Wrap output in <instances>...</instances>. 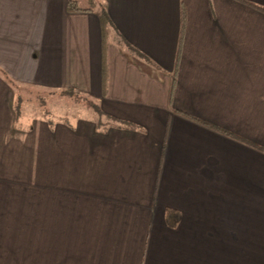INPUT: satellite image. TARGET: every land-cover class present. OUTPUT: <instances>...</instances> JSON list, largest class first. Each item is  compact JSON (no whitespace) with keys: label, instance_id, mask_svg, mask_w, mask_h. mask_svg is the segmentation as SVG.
Masks as SVG:
<instances>
[{"label":"crops","instance_id":"obj_1","mask_svg":"<svg viewBox=\"0 0 264 264\" xmlns=\"http://www.w3.org/2000/svg\"><path fill=\"white\" fill-rule=\"evenodd\" d=\"M69 1L0 0V264H264V0Z\"/></svg>","mask_w":264,"mask_h":264},{"label":"rangeland","instance_id":"obj_2","mask_svg":"<svg viewBox=\"0 0 264 264\" xmlns=\"http://www.w3.org/2000/svg\"><path fill=\"white\" fill-rule=\"evenodd\" d=\"M81 7L91 8L92 0H78ZM96 2L100 0H94ZM15 109L24 112L31 118L52 120L53 122H68L73 119L95 117L94 102L81 93H69L67 90L49 91L24 85H12ZM19 107H18V106ZM93 109V110H92Z\"/></svg>","mask_w":264,"mask_h":264},{"label":"trees","instance_id":"obj_3","mask_svg":"<svg viewBox=\"0 0 264 264\" xmlns=\"http://www.w3.org/2000/svg\"><path fill=\"white\" fill-rule=\"evenodd\" d=\"M94 6L93 7H96V6H98L99 5V8H100V10H102V16H103V20H105L106 18V15H105V10H104V4L103 3H100V1H98V2H96L97 3V5H95V1L94 0H92V2H91ZM93 7H91V8H93ZM69 10H71V11H73V10H77V11H81V10H88V9H82V8H80L79 6H78V2L77 1H73V0H70L69 1ZM106 32V31H105ZM67 91L69 92V93H73V92H76V93H78L77 91H75V90H73V89H67ZM18 106V105H17ZM19 107V106H18ZM15 109V108H14ZM16 109H17V107H16ZM15 109V110H16ZM50 121V120H49Z\"/></svg>","mask_w":264,"mask_h":264}]
</instances>
